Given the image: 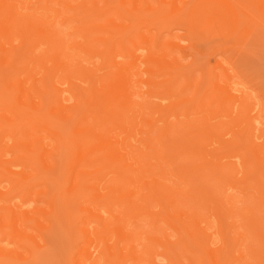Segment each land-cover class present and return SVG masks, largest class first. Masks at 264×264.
Wrapping results in <instances>:
<instances>
[{
	"label": "bare ground",
	"instance_id": "1",
	"mask_svg": "<svg viewBox=\"0 0 264 264\" xmlns=\"http://www.w3.org/2000/svg\"><path fill=\"white\" fill-rule=\"evenodd\" d=\"M98 1L0 0V174L11 181L9 190L1 188L0 201H7L11 191L30 195L36 185L32 180L38 176L61 190L69 226L61 227L64 236L72 246L71 230L78 220L75 231L81 243L92 246L88 250L80 246L69 254L70 264H183L182 258L189 264H264V120L260 121L254 98L252 103L249 100L248 87L246 95L242 92L246 87L238 82L240 70L226 57L208 70L209 85L220 86L214 101L220 108L232 103L226 116L229 123L234 120L233 125L223 135L221 125L202 124L206 117L182 125L163 120L158 128L155 117H144V107L134 100V87L143 82L138 72L131 71L135 63L123 66L115 60L122 49L134 57L125 45L131 42L126 33L130 24H115L117 18L113 22L108 16L109 0L101 1L103 7ZM136 1L119 0V8H127H122L121 19L124 13L137 25L148 23L135 14ZM158 1L161 8L169 4L173 9L159 18L164 21L171 17L177 21L183 7L179 3L187 5L183 0ZM251 1L264 11V0ZM142 4L145 12L151 11L145 0ZM247 9L241 6L238 11L246 15ZM185 15L179 20L183 22ZM58 19L75 22L72 38L57 27ZM172 45L180 53L181 45ZM79 54L87 62L97 56L103 60L100 67L89 69L80 65ZM135 60L148 63L143 72L149 76L173 71L172 64L176 68L179 61L174 56L169 62L165 55L150 51ZM214 70L221 71L216 75ZM177 81L173 77L168 86ZM189 81L195 85L194 79ZM163 82L165 92L175 89L167 87V91ZM213 87L209 88L215 93ZM198 92L199 87L190 100L203 111L205 92L196 100ZM166 94L161 100L171 97ZM188 100L182 102L191 103ZM152 108L158 115L156 106V111ZM67 124H71L69 130ZM134 128L144 136L135 140ZM227 134L230 138L225 139ZM132 141H139L141 148L135 150ZM61 155L64 180L58 183L52 173ZM225 185L228 189L242 186L246 200L252 199L253 204L245 200L244 206L236 207L235 199L221 191ZM49 186L36 193L46 197L43 208L36 205L27 210L11 201L1 205L0 231L7 229L10 242L16 245L10 249L0 245V259L25 262L48 246L52 226L61 220L56 206L59 197ZM119 190L124 192L113 196ZM83 195L86 199H81ZM71 204L77 205L81 218H72ZM144 220L150 226L146 233L139 225ZM142 234L146 244L138 248ZM80 254L84 259H79Z\"/></svg>",
	"mask_w": 264,
	"mask_h": 264
},
{
	"label": "rangeland",
	"instance_id": "2",
	"mask_svg": "<svg viewBox=\"0 0 264 264\" xmlns=\"http://www.w3.org/2000/svg\"><path fill=\"white\" fill-rule=\"evenodd\" d=\"M101 1L102 0L98 1L99 2L98 6L103 7L101 6L103 3ZM125 1L128 2V0ZM145 1L147 6L151 9L150 12L144 11V7L142 4L143 0H137L134 3L138 8V11L135 14L149 21L148 23L138 24V25L132 18H128V16L127 18L126 16L124 18L125 15L124 13H123V18L121 19L122 15H120L121 14L120 12H123V10L126 11L127 8L125 9L122 7L123 10L122 8H119L120 7L119 0H109V4H107L108 13H109V15L108 14L107 15L111 16L110 19H112L113 17V22H115L114 19L117 18L115 24L118 25L121 24V22L124 23L125 25L130 24V28L127 30L126 33L130 35L131 42H127L125 45L130 51H132L134 57H131L129 53H127L126 49H122V50H117V55L115 60L123 66L129 64L130 62L135 63L132 64L131 71L138 72L139 78H141L143 82H138L135 85L134 90L136 93L134 96V100L141 103L142 106L144 107V110L146 112V116L144 117L154 116L155 117L154 120L158 128L162 127L163 120L169 122L171 125L173 124L182 125L189 119L190 120L196 119L198 121L199 119H201L203 121L205 120L203 118L206 117V122L203 121L202 124L205 125V123H208L213 125L218 124V126L221 125L222 127H220L221 129L219 134L223 135L226 131H228V128L233 125L234 120L231 121L232 123H229L230 122L229 117L226 116V112L231 108L232 103L228 102L224 107L220 108L218 101H214V95L217 96L218 94L216 92V88L218 91L219 85L218 83H216L217 84L216 85L215 82H213L214 83V87H213L210 78L212 77V75H208L209 74L208 70L212 69V66H214L215 61L221 60L223 57H226V59L230 58L231 61H233L234 63V67L236 68L238 67V70H240L239 71L240 77L238 76L239 77L238 82L240 83V85L243 84V86L240 87H246L244 91L242 90V92H244L245 94V91L247 93L248 90L249 94H251V98L249 100L251 101L254 98L253 99L254 102L256 101L255 105L253 103L254 107L256 106L259 107L258 109H256L259 111V113L257 111L256 112L259 114L258 116L261 118V120L260 119L259 120L260 121L264 120V11H260L257 7H255L256 4H254L255 6L252 5L253 3L251 4L252 2L251 0H183L187 2V5L185 4L183 5V3H179V8L181 6L183 7H181L182 10L180 9V11L177 14V16H179L180 13L179 16L180 20L183 19L182 18L183 14H186L185 15L186 17L184 16L183 22L180 21L179 18H177L176 21L175 19L176 17L175 18L171 17L167 19V21H164V20H159V18L163 15L169 16V14H171V12L173 11L172 6L167 4L161 8L158 0H145ZM241 6H244V8L246 7L248 8L247 13L245 12L246 10L244 11L246 15L239 13L238 8H240ZM129 7L131 8V6ZM198 8H203V9L205 8L206 13L204 12L199 14ZM115 13L117 14V16ZM108 16L107 19H109ZM250 16L251 18L248 20L252 21L253 19L254 22L252 21L250 22V24H247L246 21L248 22V20L246 19ZM196 18H197V22L198 23L200 22L202 28H207L206 30L200 31L197 29L198 26L194 24ZM239 19L240 20L242 19V23H240ZM56 24L57 27L60 30H62L65 34H70L72 30V26L75 24V22L67 21L63 23L60 19H58V22ZM115 31L116 30L114 29V32ZM139 35H142V37H140ZM72 37L73 34L67 36V38H72ZM174 43H179L181 45V49L179 50L180 53H178L173 48L172 44ZM72 51L76 52V50H72ZM149 51L155 53L159 57L162 54L165 55L169 62H172V58L174 56L177 57L179 60L178 66H176L175 68V65L172 64V67L175 68V69L173 68V71L172 69L171 70L167 69L164 72H162L163 75L158 73L154 76H149L147 73L143 72L145 68L149 67L148 63L143 62L141 60H135L136 56H146ZM79 56H80L79 58L80 65L87 68L89 67V69L94 68L95 66L100 67L97 65L98 64L100 65V63H102L103 60L102 56L101 58L97 56L93 58L92 61H89L91 62L89 63L86 61L85 55L79 54ZM113 68H108V70L111 71L113 70ZM108 70L104 72L108 73ZM214 71H215L214 74L219 75V71L221 70H214ZM102 72H98V73L104 74V72L103 73ZM169 74H172L170 79L174 77V81H177L179 78L177 82H173V84L177 83L176 85L175 84L172 85V83L170 85V87L175 86L174 87L175 89H173L174 91L173 90L171 91L172 88L170 89V87L168 86L170 83V82L168 83V81L170 80ZM174 74L178 75L176 76V78L178 77L177 79L175 78ZM165 78H167L168 80H166ZM192 79H194L195 85H198L196 89L199 87V92L197 95L198 98L195 99L198 100L199 98H201L202 97L201 95L205 92L204 98H202V102L204 104L203 111H201L203 107L199 106L200 104H198V102H195L194 99L193 101L190 100L193 98L194 92L196 90L194 89L195 85L191 84L192 85L191 87V85L189 84L191 83L189 80ZM163 81H165V84L167 83L165 88L169 87V91L171 92H165ZM209 81H211L210 83L212 85H209ZM151 82H155L156 85H153L154 83L152 84ZM187 84H189L190 86H187ZM80 85L86 86V84L82 85V83ZM209 87H213V89H215V93H213L214 90H211ZM240 87L239 89H241ZM164 93H168L166 95H170L169 93H171L170 95L171 97L167 98L166 96L167 99L165 98L164 101L161 100L162 97H165ZM172 93L174 95H172ZM183 99L184 100L189 99L188 101H191V103L182 102ZM171 103H174L173 104L174 106L172 105V107H170ZM155 106L157 108L158 115L154 114V110L152 107H154L156 111ZM185 107H190L189 108L190 110L187 111L188 113L186 114L183 113L184 112L183 109ZM225 109L226 111H224ZM235 109L237 111V108L234 107L232 116L236 115V112L234 111ZM150 112L153 113V115H151ZM136 120H138L137 121L138 124L141 123L140 116H138ZM236 122H238V120ZM70 126L71 124H67L68 130L70 129ZM136 129L134 128V132L136 133L133 134H135L134 139L138 140L140 137H143L144 135L142 136V134H140V132L138 131L139 129L137 130ZM224 138L228 139L230 138V135L228 134L224 135ZM132 143L135 146V150L141 148V144L139 143V141H132ZM64 160H65L64 156L61 155L58 159V166L55 169V171L52 173L53 176L50 175V177L52 176V178L57 180L58 183H62L64 180V174H61V170L63 171L64 168L63 166ZM223 162H225V160H223ZM102 174H104V172ZM238 178L239 179L241 178V174L237 175V179ZM32 183H35L36 185L30 195L24 196L26 192L22 190L11 191L9 195H7V198L11 199V200L9 199L7 200L9 202L11 201L10 203L9 202L8 203L11 205L15 203L18 206H21L23 204L22 207L24 209L27 208V210H31L33 206L36 205L43 208L45 205L44 201L46 197L43 195H41V197L40 196L38 197L36 193L38 191L44 192L46 186L50 185L49 188H51V191H53L52 189H54V191L56 189L57 197H59V199L56 198V203H57L56 206L58 210V216L59 218H61V220L57 221L59 224H55V226L54 225L52 226V229L48 237V241H49L48 246L44 250L34 253L35 255L33 254L34 255L33 258L25 262L0 259V264H70L69 254L70 255L72 253L75 254L74 251H76L80 246H82L85 250L90 249L92 246L89 244L81 243L80 234L78 230H76L78 233H76L75 231L76 225L78 226L79 223L78 220L74 223L75 225L73 227V230H71L73 231L72 246L69 245V240L64 236L61 227L65 224L66 228L68 227L69 229V226H68V219L64 214V211L61 206L62 204L60 198L61 190H58L56 187L54 188V186L53 185L51 186V184L42 182L40 176L35 177L32 180ZM63 186L64 185L61 184V187ZM10 187H11V181H9V179L7 181L6 177L0 174V190L2 189H3L2 191L9 190ZM217 189H220V187L218 188L217 186ZM119 191L121 192L118 193L115 192L113 196H116L119 193L124 192V190H119ZM221 191L224 192V195L233 197L235 199L236 207L238 208L242 207V205L244 206L245 202L248 203L247 202L248 200L250 201V204H253V202L251 201L252 199L246 200L245 198L246 192H243L242 186H239L234 189H230V188L228 189L226 188L225 185L224 187H222ZM99 192L104 194L106 191L99 189ZM251 192L256 195L255 190H252ZM86 196L83 195L81 199H86ZM25 198L27 199V201L29 200L31 203L28 202L29 204L28 203L25 204L27 201L23 203ZM7 201H3L4 203L0 201L2 203V204L0 203V207L1 205L2 206L6 205ZM82 206L86 207L90 205L88 203H83ZM69 209L73 213L72 218L76 219V217L78 216L80 218L82 217L78 212L77 205L71 204ZM59 210H62L63 212V214H61V217H60L61 212ZM3 212L5 213V211ZM210 221L215 228L216 225L215 221L213 219H210ZM158 224L163 227L164 231L167 229L162 224V222H158ZM139 225L144 230L145 233L150 228L148 220L139 222ZM57 226L59 227L60 230L58 229ZM128 228L133 229L132 225L128 226ZM4 231L5 232L0 231V245L8 249L13 248L12 246H15L16 243L12 242L13 243L12 244L9 239L10 235L8 233V230L6 229ZM166 232L169 233L168 230H166ZM144 236L145 234L141 235V238L139 240L141 244L138 246V248L146 244V240ZM213 238L215 241L219 239L218 236L216 235ZM174 239L175 237H171V240ZM78 257L79 259H84L83 254H80V256ZM182 263L189 264L188 260L185 258H182ZM159 264H165V263L159 262Z\"/></svg>",
	"mask_w": 264,
	"mask_h": 264
},
{
	"label": "crops",
	"instance_id": "3",
	"mask_svg": "<svg viewBox=\"0 0 264 264\" xmlns=\"http://www.w3.org/2000/svg\"><path fill=\"white\" fill-rule=\"evenodd\" d=\"M199 9H201V10H199V14L204 13V12L206 13L205 8H204V9H203V8H199ZM194 24H195L196 26H198L197 29L200 30V31H204V30L207 29V28H202V27H201L200 22H199V23L197 22V18H196Z\"/></svg>",
	"mask_w": 264,
	"mask_h": 264
}]
</instances>
